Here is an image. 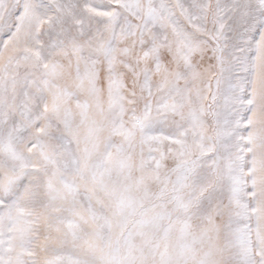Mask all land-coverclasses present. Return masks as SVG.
I'll list each match as a JSON object with an SVG mask.
<instances>
[{
  "label": "snow or ice",
  "instance_id": "1",
  "mask_svg": "<svg viewBox=\"0 0 264 264\" xmlns=\"http://www.w3.org/2000/svg\"><path fill=\"white\" fill-rule=\"evenodd\" d=\"M0 264H264V0H0Z\"/></svg>",
  "mask_w": 264,
  "mask_h": 264
}]
</instances>
